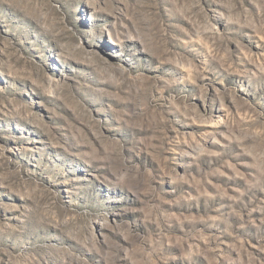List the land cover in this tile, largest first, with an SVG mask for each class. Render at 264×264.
Wrapping results in <instances>:
<instances>
[{"label":"rangeland","instance_id":"374dc122","mask_svg":"<svg viewBox=\"0 0 264 264\" xmlns=\"http://www.w3.org/2000/svg\"><path fill=\"white\" fill-rule=\"evenodd\" d=\"M0 264H264V0H0Z\"/></svg>","mask_w":264,"mask_h":264}]
</instances>
